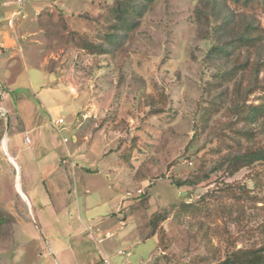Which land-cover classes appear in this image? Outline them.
Instances as JSON below:
<instances>
[{
    "label": "rangeland",
    "instance_id": "rangeland-1",
    "mask_svg": "<svg viewBox=\"0 0 264 264\" xmlns=\"http://www.w3.org/2000/svg\"><path fill=\"white\" fill-rule=\"evenodd\" d=\"M261 1L251 12L223 0H151L146 8L136 0L140 10L120 21L109 11L116 0H26V17L15 23L19 36L33 45L38 65L74 76L71 81L53 75L47 82L58 89L43 99L47 120L50 113L64 119L60 137L69 139L79 167L97 170L80 168L102 192V202L131 191L139 209L167 217L157 241L144 237L131 205L126 225L110 219L107 227L115 236L105 246L119 243L130 253L112 264H222L236 250L264 249V161L237 171L229 166L233 157L264 146ZM127 19L133 27H116ZM242 36L255 40L241 42ZM16 94L10 93L12 100ZM94 104L96 120L116 138L112 144L81 117ZM6 123L0 127L13 136ZM60 150L67 155L65 143ZM16 174L13 166L12 204L38 231L40 244L29 247L35 244L45 257H20L21 241L5 250V227L11 229L5 223L0 264H42L54 257L49 237L33 220L37 210L17 191ZM138 175L141 181L134 180ZM138 188L143 195L137 196ZM70 192L74 198V182ZM179 204L191 206L177 209Z\"/></svg>",
    "mask_w": 264,
    "mask_h": 264
},
{
    "label": "crops",
    "instance_id": "crops-1",
    "mask_svg": "<svg viewBox=\"0 0 264 264\" xmlns=\"http://www.w3.org/2000/svg\"><path fill=\"white\" fill-rule=\"evenodd\" d=\"M0 1V122L3 120L5 124L9 119L13 131V136H7L4 128L0 127V211L5 214V223L11 226V229L5 227V250H12L21 241L22 244L17 245L22 246L20 257L27 254L32 259L45 257L40 254L38 247L34 248L35 244L33 248L29 247L33 241L40 244L38 231L30 230L27 218L22 211L15 210L12 204V173L15 166L16 189L29 206L37 210L38 216L33 213V220L39 225L40 231L49 237L48 249L54 257L49 260L46 256L42 264H54L53 260L57 264H112L111 259L119 262V257L129 256L130 253L118 248L119 243L118 247L105 246L109 242L107 240L115 236L107 227L110 219L117 217L120 227L126 225L128 217L124 214L131 205L133 209L130 213L141 226L140 229L146 232L144 237H154L157 241L156 235H150L149 218L153 214L139 209V204L130 200L135 195L130 198L126 195L111 197L102 202V192L89 181L87 173L80 170L87 168L79 167L74 161L73 149L67 147L68 142L65 143L67 155L61 154L64 142L60 135H63L64 129L51 130L52 119L60 117L50 113L51 119L47 120L43 99H50L48 91L58 90L51 84L46 87L51 77L54 75V78L60 79L65 75L46 69L44 62L38 65L33 45L23 41L24 37L19 36L16 26L11 27L6 23L11 6L5 7L1 3L10 0ZM30 68L34 69V74ZM73 77L68 75L65 78L73 81ZM34 85L38 88L37 92ZM71 86L72 83L69 90ZM15 91H18V95L12 100L10 93ZM74 96H78V92ZM97 108V104H94L86 119L93 121L94 133L103 135L104 142L112 144L116 138L111 139L106 128L98 123ZM25 137L29 138V143L24 142ZM73 141L77 142V138L74 137ZM75 156L79 157L80 154L76 151ZM134 180L141 181V176H134ZM73 182L77 190L76 198L70 192ZM23 188H27L26 193ZM151 204L153 198L149 195L148 206ZM136 206L137 209H134ZM107 232L110 236H106ZM105 257L109 263L104 261Z\"/></svg>",
    "mask_w": 264,
    "mask_h": 264
},
{
    "label": "trees",
    "instance_id": "trees-1",
    "mask_svg": "<svg viewBox=\"0 0 264 264\" xmlns=\"http://www.w3.org/2000/svg\"><path fill=\"white\" fill-rule=\"evenodd\" d=\"M136 0H116L115 5L109 7V11L113 14H115V17L117 20L124 18H129V14H133L137 8H139L140 2H135ZM151 0H141V8H146L147 4L150 3ZM226 3H233L236 7H242L245 11H251L254 12L256 9L262 5L261 0H223ZM140 10V8H139ZM140 12V11H139ZM126 24H122V27L116 26L117 28H126L129 29L133 27L132 24L128 23L129 19L126 20ZM245 36H242L238 38L241 42H248L249 39H254L255 37L250 38H244ZM236 43L235 41H233ZM90 46H88V50ZM99 49V46H95ZM215 50L224 51L225 48L217 47ZM264 161V146L258 148V149H252L249 151H246L242 155H237L233 157L229 163V166H232V171H237L241 169L244 166L252 165L256 162H262ZM191 206V205H190ZM189 205L185 204H179L175 205V207L178 208H185L189 207ZM167 220V217H164L161 214H154L150 218V227H151V234L150 235H156L158 234V226L159 223ZM5 223V217L3 214H0V229ZM222 264H264V249H252V250H236L234 253L230 256H228L224 261H222Z\"/></svg>",
    "mask_w": 264,
    "mask_h": 264
},
{
    "label": "built area",
    "instance_id": "built-area-1",
    "mask_svg": "<svg viewBox=\"0 0 264 264\" xmlns=\"http://www.w3.org/2000/svg\"><path fill=\"white\" fill-rule=\"evenodd\" d=\"M1 4L3 6H5V7H9V6H12V5H16L17 6L16 9H13V10L11 9L10 12H9V15H8V17L6 19V23H7L8 26L14 27L17 19L26 17V15L24 14L26 0H10V1H4ZM70 92L72 94H74V95H77L76 87L75 86H71L70 87ZM81 117L83 119H86V118L89 117V113L88 112H84L83 114H81ZM64 124H65V121L61 117L60 118H56V119H52V125L58 131H60L63 128ZM25 142L29 143V138L28 137H25ZM63 142L67 143V142H69V139L66 138V137H63ZM64 162H66V161H64ZM136 194H137V196H141V195L144 194V190L143 189H138L136 191ZM133 195H134V193L131 192V191H128L126 193V196L128 198L133 197ZM106 236H110V233L107 232ZM121 253H123V252L121 251ZM104 261L106 263L110 262L107 257L104 258Z\"/></svg>",
    "mask_w": 264,
    "mask_h": 264
}]
</instances>
